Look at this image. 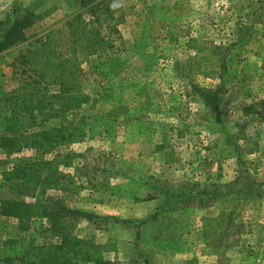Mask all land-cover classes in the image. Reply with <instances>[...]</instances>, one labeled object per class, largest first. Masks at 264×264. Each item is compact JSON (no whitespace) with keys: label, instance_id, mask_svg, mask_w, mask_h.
I'll use <instances>...</instances> for the list:
<instances>
[{"label":"rangeland","instance_id":"rangeland-1","mask_svg":"<svg viewBox=\"0 0 264 264\" xmlns=\"http://www.w3.org/2000/svg\"><path fill=\"white\" fill-rule=\"evenodd\" d=\"M119 5L121 51L93 57L89 88L98 93L76 114L85 118L87 137L69 148L74 166L61 170L80 192L23 190L5 173L40 153L0 148V201L60 200L87 211L93 216L74 220V232L115 245L110 264H264V0ZM80 9L79 0H0V40L16 21L49 12L27 31V42L0 52V135L5 97L27 75L16 59ZM190 36L218 47L214 69L227 84L221 121L193 88L184 89L221 83L218 74L197 73ZM46 223L36 219L24 231L0 215V264H17L30 244L55 241L43 232Z\"/></svg>","mask_w":264,"mask_h":264},{"label":"trees","instance_id":"trees-1","mask_svg":"<svg viewBox=\"0 0 264 264\" xmlns=\"http://www.w3.org/2000/svg\"><path fill=\"white\" fill-rule=\"evenodd\" d=\"M80 11L60 25L29 43L34 46L20 54L19 66L24 81L6 95L8 116L5 134L0 135V148L8 154L33 150L36 156L21 157L5 173L8 180H18L26 191L45 193L59 187L63 192H80L70 173L63 167L74 166L75 153L69 148L87 137L84 117L77 112L92 101L97 89L89 88L93 76V57L97 54L121 51L123 35L120 24V0H79ZM49 12L32 13L16 21L0 40V52L28 41L27 31L39 23ZM187 47L196 54L194 68L197 73L211 77L218 74L220 85L205 88L194 82L192 92L203 98L205 104L221 121L222 95L227 91L226 79L214 69L218 47L199 37H188ZM214 61V62H213ZM220 67L225 70L226 65ZM98 93V92H97ZM177 118L181 120L179 109ZM246 114H249L245 111ZM59 119L57 124L48 123ZM172 130L173 127H171ZM175 128V127H174ZM181 136H184L180 131ZM68 150L54 158L45 157L49 151ZM0 215L16 218L20 230H28L36 219L46 220L43 232L55 241L30 244L17 264H110L107 254L115 249L112 243H100L82 238L74 232V220L93 215L81 209L68 207L60 200L51 204H36L23 199L5 198L0 201Z\"/></svg>","mask_w":264,"mask_h":264}]
</instances>
